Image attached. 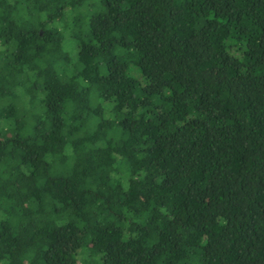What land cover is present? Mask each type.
Masks as SVG:
<instances>
[{
  "label": "trees",
  "instance_id": "obj_1",
  "mask_svg": "<svg viewBox=\"0 0 264 264\" xmlns=\"http://www.w3.org/2000/svg\"><path fill=\"white\" fill-rule=\"evenodd\" d=\"M0 264H264V0H0Z\"/></svg>",
  "mask_w": 264,
  "mask_h": 264
}]
</instances>
